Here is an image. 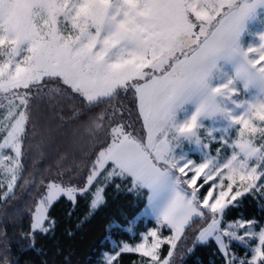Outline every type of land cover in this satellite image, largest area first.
<instances>
[{"label":"snow or ice","instance_id":"obj_1","mask_svg":"<svg viewBox=\"0 0 264 264\" xmlns=\"http://www.w3.org/2000/svg\"><path fill=\"white\" fill-rule=\"evenodd\" d=\"M46 98L91 144L83 167L37 183L24 173ZM18 187L35 188L22 252L55 237L61 200L69 219L84 201L78 229L112 188L143 207L110 222L98 264H176L212 244L221 264H264V222L240 211L251 197L264 212V0H0V204ZM12 244L0 231V264H19Z\"/></svg>","mask_w":264,"mask_h":264},{"label":"trees","instance_id":"obj_2","mask_svg":"<svg viewBox=\"0 0 264 264\" xmlns=\"http://www.w3.org/2000/svg\"><path fill=\"white\" fill-rule=\"evenodd\" d=\"M40 106L34 111L40 116L37 131V138L32 142V150L29 152L26 162L25 179H31L35 173L37 183L41 175L51 171L53 174L59 166L63 165V170L70 167H83V159L90 150L91 139L88 137V129L81 121L68 123L63 127H58L56 117L51 111L50 105H56L57 101L45 99L43 102H37ZM63 112L67 120L71 105H63ZM59 107L57 111H59ZM87 119V117H85ZM31 135V134H30ZM50 135L51 139L46 140ZM41 140H45V147L40 150L36 146ZM24 184V180L20 181V185ZM35 188L29 189L22 193L18 187L16 190V198L10 199L7 204H0V231L6 229L7 237L13 241L12 258L19 256V264H43L47 261L48 264H61L65 255L71 253L72 264H98L101 259V253L108 250L110 245H106L103 237L109 231L110 222L124 225L126 218L128 220L139 212L143 205L137 207L138 201L130 195L116 194L112 188L107 190V205L102 207L95 215L90 217L78 229L76 224L79 222L78 217L86 211L84 201L80 202L79 207L69 219L66 215L70 205L64 200H61L52 210V215L57 219V227L54 238L37 237L36 249L21 251L24 243H15L20 240L22 231H27L29 224V216L26 209L30 206V200L33 198ZM240 211L247 217H256L264 222V212L260 210L259 202L251 197L245 200ZM235 212L230 214V219L234 218ZM152 224L149 223L148 227ZM71 228L74 232L72 237H68L66 232ZM143 224L136 227L137 236L140 231H143ZM115 240H128L126 233L120 230H114ZM190 246V245H189ZM58 248L62 250V255H57ZM242 253V249H237ZM167 252V246L164 248V253ZM136 255H124L122 264H132L138 260ZM179 264L183 260V264H221L219 254L215 251V245L206 247H198L196 251L188 256L186 251L180 254Z\"/></svg>","mask_w":264,"mask_h":264},{"label":"rangeland","instance_id":"obj_3","mask_svg":"<svg viewBox=\"0 0 264 264\" xmlns=\"http://www.w3.org/2000/svg\"><path fill=\"white\" fill-rule=\"evenodd\" d=\"M165 234H167V233H165ZM180 254H181V253H179V252L177 253V256H176V264H179V260H180L179 257H180Z\"/></svg>","mask_w":264,"mask_h":264}]
</instances>
